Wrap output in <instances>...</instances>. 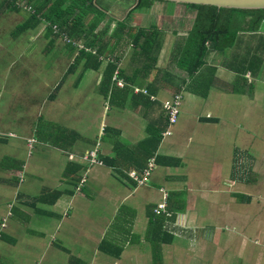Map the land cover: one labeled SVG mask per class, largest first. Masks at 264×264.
<instances>
[{
	"label": "crops",
	"instance_id": "0c3cea01",
	"mask_svg": "<svg viewBox=\"0 0 264 264\" xmlns=\"http://www.w3.org/2000/svg\"><path fill=\"white\" fill-rule=\"evenodd\" d=\"M147 11L162 18L159 26L171 22L164 4ZM2 13L8 25L0 22V259L101 264L82 261L80 247L94 241L105 264H264V22L258 32L240 33L232 48L208 55L207 44L205 66L216 81L198 95L172 60L176 37L193 27L194 19L184 17L181 31H159L155 66L129 86L136 96L134 89L152 84V100L126 97L123 106H110L97 94L107 60L75 85L84 62L68 69L77 50L69 53L60 39L47 51L43 24L14 37L28 12ZM108 16V36L118 22L128 25L125 15ZM121 43L106 57L117 58L128 77L142 64L131 58L130 40ZM56 64L62 80L55 87ZM66 80L73 93L64 99ZM177 96L185 114L163 136V104ZM156 131L161 138L146 160ZM93 150L101 165L82 161ZM149 161L155 168L143 177ZM140 167L134 181L129 175ZM165 200L166 212L155 214ZM64 242H75L77 255Z\"/></svg>",
	"mask_w": 264,
	"mask_h": 264
},
{
	"label": "trees",
	"instance_id": "16d2710c",
	"mask_svg": "<svg viewBox=\"0 0 264 264\" xmlns=\"http://www.w3.org/2000/svg\"><path fill=\"white\" fill-rule=\"evenodd\" d=\"M25 1L27 6L22 7L20 0H0V13L5 11L20 13L22 10L28 12V18L14 29L13 36L15 37L25 30L34 29L43 24L45 26V36L51 38L47 44V51L50 49V46L54 45L56 40L65 39L64 48L67 47L69 53L74 50L78 52V56L73 60L68 69V74L74 72L84 62L75 85L79 84L86 72H98L101 66H103L102 61L107 60L108 63L105 65L97 87V94L101 98L110 106H123L126 97H134L137 100L140 98L152 100V97L155 95L152 84L140 85V89H134L133 93L137 94L136 96L131 94L129 86H138V79L146 80L149 71L155 66L159 50L158 45H160L158 28L155 27L156 31H148L142 27L133 28L122 21L116 24L114 33L108 36L106 33L110 29L112 20L107 15V11L97 4L98 0ZM156 3L172 5L171 3L154 0H135L133 8L130 9L127 16L133 10H149ZM181 6H185L190 11H193L195 20L182 46L179 43L176 46L177 55L175 57L172 56V60L176 69L185 72L192 80L194 79L191 82L192 87L189 89L191 90L189 92L206 95L208 87H201L197 83V77L206 65L207 44L211 46L210 43H212L211 47L215 51L232 48L236 45L238 33L259 31L260 26L264 22V10L242 11L195 5ZM228 38L230 40L222 45L223 41ZM122 40H130L133 47L131 58L137 56L142 64L141 70H133L134 72L128 77L125 71L118 69L120 61L117 58L110 60V58L106 57L112 55V51L121 46ZM121 82H125L126 84V88L123 90L116 88V85ZM60 89L61 85L59 86V91ZM144 95L147 96L142 97ZM156 132L152 136L154 146L152 148H145L146 160L154 157L156 144L161 138V134L158 133L159 131ZM139 148L140 146L134 149L140 155L138 152ZM120 158L119 155L114 162H118ZM111 162L106 163V165H113V161ZM142 168L140 167L134 174L140 176V173L143 172ZM102 243L103 246L101 247L103 248L105 241H102Z\"/></svg>",
	"mask_w": 264,
	"mask_h": 264
},
{
	"label": "rangeland",
	"instance_id": "374dc122",
	"mask_svg": "<svg viewBox=\"0 0 264 264\" xmlns=\"http://www.w3.org/2000/svg\"><path fill=\"white\" fill-rule=\"evenodd\" d=\"M132 1L133 0H98L97 4L99 6H101L105 11H107L108 15L111 16L113 11L117 15H125L126 23L128 25H130L133 28L134 27L139 28L138 25H135L132 23V20H133L137 24L141 23V24H139L140 26L147 27L146 29L148 31L149 30L156 31V28H158V31H164L165 32L166 30H171L174 32H178V31H181L182 29L188 27V24H186L184 17H188V18L192 17V19L195 20V18L193 16V11H190L185 6H181V5L176 6L173 4L171 6H167L168 4L166 6L164 5V13L171 18V22H169L168 24L165 23L162 26H159L162 18L160 16H158L154 11H151L152 12L151 13L147 10H133L130 14H128V16H126L127 13L131 9L130 6L133 5ZM21 3L24 6L25 5L27 6L25 0H20V4ZM2 14H4V13H2ZM0 22L2 23L3 21H0ZM3 23H5V22H3ZM17 23H21V21L17 22ZM17 23H15V24H17ZM5 25H8V24L5 23ZM132 25H134V26H132ZM9 26H11V25L9 24ZM151 26H154V27L152 28ZM239 35L240 34L238 33L236 36V40L238 39ZM48 38H49V36H48ZM176 38H177L178 43L181 46L186 39V37H180V36H178ZM228 40H230V38H228L227 40H224L223 43L221 41L222 45L226 44V42ZM263 42L264 41L261 40V43H263ZM56 43L58 44L59 40ZM64 43H65V39L62 40L61 46H63ZM210 45L212 46L213 44L210 43ZM211 46H210V48H212ZM213 50H214L213 48L211 50H209L208 55ZM224 50H226V49H224ZM51 59H53V57L50 56L48 58V61H51ZM223 62L225 63L224 59L222 60V63ZM257 62H258V60L255 61V65L259 64V62L258 63ZM61 80H62V74L59 75V64H56L55 65V87L61 82ZM191 81H194V79L193 80L191 79ZM215 81H216L215 79H213L211 81L210 68H208L206 66L201 70L199 76L197 77V83H199L200 86L208 85V83H210V82L213 83ZM82 85H83V83L81 84L80 88H78V91H80L82 89ZM85 87H86L85 89L89 88V84L85 85ZM72 93H73V90L70 87L69 80H66L65 85H64V95L62 97L66 96V94L70 95ZM91 94H93V92L92 93L90 92V95ZM186 98H187V96H186ZM64 99H66V97H64ZM180 114H181V116H180V120H181L183 118V114H185L184 110L181 109ZM81 240H83V238H80L78 241H81ZM73 243L75 244V242H71V243L64 242V243H62V245L65 246L66 248H71L70 251L72 252V255H77V253L74 251ZM88 243L91 245L90 247H88L85 244L84 246L80 247V250H79L82 253V255L87 256V257H84V259L82 260L83 262L89 263L92 258L99 260V262L101 264H105V263L110 262V261H107V262L104 261L103 259H107V258L105 256H103L101 253L96 252V250H94V241H89ZM58 256L61 257V259H64L65 262L69 260V256H65V255H61V254H59ZM102 257H103V259H102ZM0 264H8V261L0 259Z\"/></svg>",
	"mask_w": 264,
	"mask_h": 264
},
{
	"label": "built area",
	"instance_id": "2783aa9c",
	"mask_svg": "<svg viewBox=\"0 0 264 264\" xmlns=\"http://www.w3.org/2000/svg\"><path fill=\"white\" fill-rule=\"evenodd\" d=\"M180 103H181V97L177 96V97H173V99L170 102L163 104L164 110L166 111L165 117L167 120V130H166V132H164L163 136L171 135L170 132L168 131V128L170 126L177 124L179 116H180V112H181L180 111ZM96 154H97L96 150H93V152L88 153V155L86 157H84L82 159V161L85 163H88L89 165H92V164L101 165L96 160ZM154 168L155 167H154L153 161H149L146 171L143 172V177H146L148 175V172H151L152 170H154ZM129 177L131 179H133L134 181H137L134 173H131L129 175ZM166 209H167V204H166V200H165L164 203H162L161 205L157 206L154 209V213L155 214H161V213L166 212Z\"/></svg>",
	"mask_w": 264,
	"mask_h": 264
},
{
	"label": "water",
	"instance_id": "95a60500",
	"mask_svg": "<svg viewBox=\"0 0 264 264\" xmlns=\"http://www.w3.org/2000/svg\"><path fill=\"white\" fill-rule=\"evenodd\" d=\"M175 5H195L226 10L263 11L264 0H154Z\"/></svg>",
	"mask_w": 264,
	"mask_h": 264
}]
</instances>
